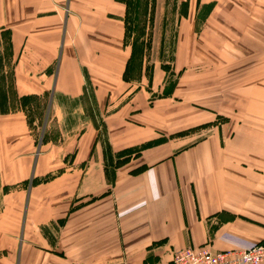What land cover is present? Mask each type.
I'll list each match as a JSON object with an SVG mask.
<instances>
[{"label":"crops","instance_id":"1","mask_svg":"<svg viewBox=\"0 0 264 264\" xmlns=\"http://www.w3.org/2000/svg\"><path fill=\"white\" fill-rule=\"evenodd\" d=\"M123 14L116 0H0L14 92L47 95L44 133L59 131L37 149L21 110L0 113V191L13 186L0 198V264H165L179 247L264 238V69L235 89L251 101L233 108L261 112L104 165L106 142L116 151L158 135L128 133L131 101L138 115L145 96L122 78ZM111 107L102 136L98 118Z\"/></svg>","mask_w":264,"mask_h":264},{"label":"rangeland","instance_id":"2","mask_svg":"<svg viewBox=\"0 0 264 264\" xmlns=\"http://www.w3.org/2000/svg\"><path fill=\"white\" fill-rule=\"evenodd\" d=\"M181 2L183 5H179ZM183 10L185 13L179 17ZM5 37L4 34L0 39V113L21 106L27 114V129L39 149L48 137L57 140L59 131L52 127L49 134L44 133L48 110L43 105L47 95L19 99L20 95L13 93L11 52L4 48ZM144 37L141 70L137 73L138 61L134 59L127 71L128 80H124L128 82L127 93L132 95L142 87L145 96L138 115L135 101H131L132 125L128 133L137 139L151 133L158 135L116 151L106 142L109 153L104 158L105 166L111 169L124 164L153 146H186L212 126L234 123L242 117L239 114L252 117L261 112L255 103L247 110L233 108L238 102L251 101L238 98L235 89L250 84L251 75L264 69V0H155ZM129 42L128 38L127 50ZM257 81L264 85V79ZM174 86L176 91L171 95ZM124 99L130 101L129 96ZM218 105L222 108L217 109ZM112 110L109 108L98 118V133L102 136L107 135L103 118L115 113ZM52 172L31 179L46 180ZM31 179L20 184L19 189ZM12 187L4 186L0 198L10 197L8 189ZM1 219L9 223L10 212H4Z\"/></svg>","mask_w":264,"mask_h":264},{"label":"trees","instance_id":"3","mask_svg":"<svg viewBox=\"0 0 264 264\" xmlns=\"http://www.w3.org/2000/svg\"><path fill=\"white\" fill-rule=\"evenodd\" d=\"M116 1L121 2L124 6V14L122 17L124 44H126V40L128 38L130 39L129 54L122 71L123 80H128L127 71L129 70V65L131 64V62L134 61V59L138 61L137 73L140 72L141 70V62L144 56V49H145L144 30L146 28V23L148 22L149 14L154 6L155 0H116ZM179 5H183V2H181ZM183 12L184 10L179 14V17L183 15ZM4 34L6 35L4 41V46H5L4 48H7L9 52H11L9 29L0 30V39L1 36ZM13 93L16 95L14 91ZM30 96H38V95H33V94L20 95L18 96V98L24 99ZM44 96L45 95H42L40 97H44ZM46 106H47V100L43 105V109H45ZM15 109H20L24 112L26 117V122L28 123L27 114L21 106L15 108H9L7 111H13ZM34 182L36 181L31 179L30 183L32 184Z\"/></svg>","mask_w":264,"mask_h":264},{"label":"built area","instance_id":"4","mask_svg":"<svg viewBox=\"0 0 264 264\" xmlns=\"http://www.w3.org/2000/svg\"><path fill=\"white\" fill-rule=\"evenodd\" d=\"M165 264H264V238L243 249L213 250L207 243L179 247Z\"/></svg>","mask_w":264,"mask_h":264}]
</instances>
